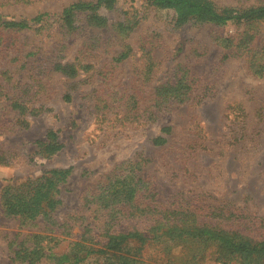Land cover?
<instances>
[{"label": "rangeland", "instance_id": "obj_1", "mask_svg": "<svg viewBox=\"0 0 264 264\" xmlns=\"http://www.w3.org/2000/svg\"><path fill=\"white\" fill-rule=\"evenodd\" d=\"M192 1L233 18L0 0V264H179L123 239L175 209L264 236V16L236 18L264 0Z\"/></svg>", "mask_w": 264, "mask_h": 264}, {"label": "trees", "instance_id": "obj_2", "mask_svg": "<svg viewBox=\"0 0 264 264\" xmlns=\"http://www.w3.org/2000/svg\"><path fill=\"white\" fill-rule=\"evenodd\" d=\"M172 6L186 5L188 8L197 9L195 12L198 19L203 21H222L233 18L220 14L210 3H196L192 0H160ZM79 4L75 7H83ZM189 11L187 14H190ZM253 15L263 17L264 7L253 9L250 12L236 16L237 19L249 18ZM8 25L25 27L26 21L7 23ZM163 217H149L148 220L140 223V228L130 231L123 239L130 238L139 241L145 239H160L167 244L182 246L189 249L183 256L179 264H198L204 254L215 248L217 251V261L229 264L237 261L238 264H264V236L251 237L246 235V230L241 227L244 222L240 215L229 211L218 223L199 220L194 212L175 209L164 212ZM264 222V219H261ZM144 226V227H142ZM262 226V225H261ZM261 226L255 225L261 228ZM259 231V229H257ZM154 237V238H153ZM169 254H173L171 248ZM175 256V255H174ZM170 263L176 264L175 259H170Z\"/></svg>", "mask_w": 264, "mask_h": 264}]
</instances>
